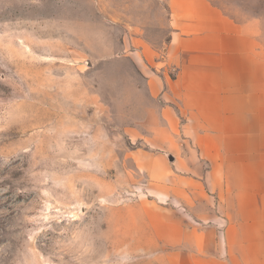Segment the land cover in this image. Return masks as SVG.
I'll return each mask as SVG.
<instances>
[{
  "label": "rangeland",
  "instance_id": "obj_1",
  "mask_svg": "<svg viewBox=\"0 0 264 264\" xmlns=\"http://www.w3.org/2000/svg\"><path fill=\"white\" fill-rule=\"evenodd\" d=\"M211 2L264 37V0ZM168 35L165 0H0V264H172L125 55Z\"/></svg>",
  "mask_w": 264,
  "mask_h": 264
},
{
  "label": "crops",
  "instance_id": "obj_2",
  "mask_svg": "<svg viewBox=\"0 0 264 264\" xmlns=\"http://www.w3.org/2000/svg\"><path fill=\"white\" fill-rule=\"evenodd\" d=\"M168 39L125 44L144 77L130 137L172 264H264V37L211 0H165ZM255 25V26H254ZM143 156V157H142Z\"/></svg>",
  "mask_w": 264,
  "mask_h": 264
}]
</instances>
